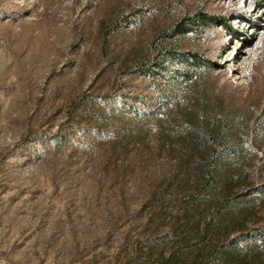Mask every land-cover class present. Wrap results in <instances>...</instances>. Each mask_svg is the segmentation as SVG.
Here are the masks:
<instances>
[{
	"label": "rangeland",
	"instance_id": "1",
	"mask_svg": "<svg viewBox=\"0 0 264 264\" xmlns=\"http://www.w3.org/2000/svg\"><path fill=\"white\" fill-rule=\"evenodd\" d=\"M199 8L222 22L164 44L213 68L171 89L131 71ZM108 95L140 110L136 96L172 97L151 116ZM224 118L226 151L205 176L201 148L218 140L200 125ZM228 198L220 240L264 222L257 0H0V264H198Z\"/></svg>",
	"mask_w": 264,
	"mask_h": 264
},
{
	"label": "trees",
	"instance_id": "2",
	"mask_svg": "<svg viewBox=\"0 0 264 264\" xmlns=\"http://www.w3.org/2000/svg\"><path fill=\"white\" fill-rule=\"evenodd\" d=\"M257 4L264 9V0H257ZM219 22H222L220 16L206 11L204 8H199L190 15L185 14L170 28L157 34L153 41L152 54L149 60L140 66H136L131 71L141 77H150L152 82L161 81L160 83H166V86L170 87V89L197 78L201 72L214 67L213 60L198 52L181 51L173 45L164 44V41L190 33H203L206 29ZM171 97L156 96L148 100L136 96V101L142 106L143 110L133 106V101L128 102L130 96L108 95L103 97V100L105 105H113L115 109L127 111L132 108L131 111L134 114L142 112V115L155 116L164 105L169 103ZM226 123L225 120L217 131L215 124L213 126L212 124L205 125L204 123L200 125L201 133H215L213 136L218 140V143H214L210 148H201L199 160L205 176H212V173H217L223 153L226 151ZM230 204V199H225L224 204H220L221 207H218L217 210L220 217L219 222L214 224L212 221H207L201 229L204 239L208 234H211L213 239H216V242L214 246L205 251L203 261L198 264H264V222L253 228L238 227L239 230L236 234L224 236L220 240L221 235L218 236L219 234L217 233L219 232L216 226H219L220 221H226L227 214L222 211ZM230 220L238 223L240 218L233 215ZM196 225L199 226V222ZM228 227L225 226V229L227 230Z\"/></svg>",
	"mask_w": 264,
	"mask_h": 264
}]
</instances>
